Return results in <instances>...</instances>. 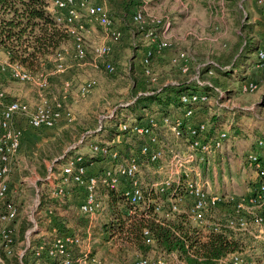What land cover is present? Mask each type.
<instances>
[{"label": "built area", "instance_id": "obj_1", "mask_svg": "<svg viewBox=\"0 0 264 264\" xmlns=\"http://www.w3.org/2000/svg\"><path fill=\"white\" fill-rule=\"evenodd\" d=\"M255 1L264 14V0ZM48 11L73 39L75 55L79 60H86L89 56L84 36L86 24L81 21L83 15L101 26L111 40H118L121 36L115 30L110 11L104 3L92 4L89 0H51ZM146 16L142 12H136L133 22L139 26L144 35L146 34V37H151L153 45L146 47L143 55V74L149 78L151 83H156L157 77L153 74L150 62L153 55L169 49L170 44L164 34L170 23L168 20L161 23L154 18L150 19L148 25L162 27L161 36L157 37L153 31L145 29ZM91 52L97 59L110 57L113 53V46L109 43L95 45ZM0 53L4 55V58L0 59L1 75L4 77L9 75L11 79L22 84L34 83L42 91L40 101L32 107L25 101L9 100L6 90L0 87V243L3 251L8 256H13L16 252L17 230L22 210L10 197L9 180L12 163L22 145L24 130L21 123L34 129H53L61 123L71 124L75 117L66 100L69 91L73 88V83L69 80L64 82L63 99L49 98L45 94L51 86L53 76L66 71V58L62 50L55 57L53 72L42 70L38 73L29 71L19 63L10 62L9 53L1 45ZM171 64L178 67L181 74L190 75V80L198 85L210 86L209 79L213 76V71L209 70L206 78L201 79L200 71L204 65L192 67L187 54H179L171 60ZM256 66L264 71V47H260L256 53ZM104 67L109 74L116 72V66L111 62L104 63ZM97 84L96 79L85 81L78 88L79 97L89 96ZM257 89L258 84L254 81L247 80L239 85L240 94L255 93ZM197 102L211 105L210 99L201 94L191 93L181 97V103L185 105ZM220 106L224 107L225 104L222 103ZM183 109V115L174 119L155 115L144 121L124 123L120 127L125 135H131L139 140L140 156L123 158L120 149L111 147L116 142H110L104 146L91 145L93 153L103 156L110 163L102 172L92 174L83 155L70 156L62 168L61 183L56 185L54 195H65L70 187L83 189L84 198L80 211L87 216H94L106 210V206L99 198V191L102 187L121 190L126 201L133 207L141 205L147 207L153 203L147 194L165 195L169 191L170 198L166 203L169 212L166 216L169 213H180L185 204L188 217L204 229L218 231L221 227H225L232 231H247L250 229L249 226H253L259 233H264V161L255 152L247 154V161L256 175L255 187L248 195H219L209 192L207 183L203 180L202 165L207 162L209 156L215 157L223 151L228 140V131L224 128L211 136L206 121L196 119L198 112L195 109ZM159 135L164 139H160ZM171 141L176 144L168 149ZM263 145V140H259L257 147L261 148ZM143 161L151 167L152 165L156 167L154 173L161 175L159 180L143 183ZM143 185L146 186L145 190H143ZM164 205L165 202L154 204L155 211H162ZM212 209L226 212L228 218L224 222L208 221L206 214ZM36 228L37 225L29 230L28 235L31 236ZM143 236L146 243L151 242V236L147 230L144 231ZM27 243V248L20 255V259H23L31 247L29 236ZM83 245L84 240L80 235L64 233L56 236L49 247L43 244L38 246L35 256L46 254L55 264H119L116 261L104 260L90 250L82 248ZM77 248L79 252L75 254ZM217 263L255 264L238 252L219 259ZM0 264H5L1 253ZM135 264L186 263L177 257L171 259L169 255L159 254L153 258L140 257Z\"/></svg>", "mask_w": 264, "mask_h": 264}, {"label": "rangeland", "instance_id": "obj_2", "mask_svg": "<svg viewBox=\"0 0 264 264\" xmlns=\"http://www.w3.org/2000/svg\"><path fill=\"white\" fill-rule=\"evenodd\" d=\"M89 2L92 4H103L106 2L108 4L115 30L121 36L118 40H111L101 26L91 22L82 14L81 21L86 24L84 36L86 47L88 48V58L79 60L76 57L73 41L65 43L61 49L66 58V71L63 74L53 76L51 86L45 94L49 98L57 97L58 99H63V85L65 80L70 78L73 88L67 96V105L73 111L75 119L71 124L64 123V127H57L56 132H52L53 134L47 136L48 138L36 140L35 143H32L29 156L26 153L21 156L15 176H10L9 181L13 190L12 195L14 196L12 200L21 207L22 212L19 224L20 227H26L25 231L34 229L36 225L40 227L43 216L39 214L40 200H44L47 197L43 195L49 193L50 183H53L54 186L58 183L57 179L62 169V164L55 163L56 159L53 161L46 159L44 162L38 160L37 156L41 148L48 149L46 147L48 143L54 141L56 136L64 129H69L73 131V144L70 148L78 147L71 156L82 154L88 157L89 154H92L90 141L84 144L81 143L84 138L90 140L94 138V141L98 143L108 144L110 143L109 137L111 135H114L113 137L117 141L124 140V143H127L122 144L126 148L122 154L123 158L135 155L140 156L138 150L139 140L137 138L128 135L117 137L120 135L119 122L125 117H127L126 119L129 118L128 120L131 122L139 115L127 110V106L132 103L135 97V83H138V86H141L142 83L147 88L160 89L165 84L183 80L184 77L176 68L171 66V60L181 53L189 56L192 67L214 65L215 61L227 55L236 43L242 44L244 42L245 35H240V25L247 17H249V23H252L254 17L258 18L261 14L264 15L254 0L253 2L251 0H241L237 7H231V3L227 0H89ZM136 12H142L147 15L146 24H150V19L152 18L161 23L165 20L170 23L164 34L170 44L169 49L153 56L150 62L151 69L158 78V84L156 85H148L143 79V55L146 47H150L153 44H151V37H146V34L144 35L140 32L139 26L133 22V16ZM148 24L145 29L153 31L157 37H160L162 27H151ZM258 31L260 30L258 29ZM252 37L257 41L262 38L257 31L253 32ZM104 43H109L113 46L112 55L105 58H94L91 49L95 45ZM3 58V53H0V59L2 60ZM253 59H255V55ZM106 62H111L116 66L114 74H109L106 71L104 67ZM54 65L55 59L51 58L49 65H43L42 70H51L53 72ZM239 66L238 62L235 69H238ZM254 67L255 64L250 67V70ZM0 77L2 78L0 87L6 90L9 100L18 99L25 101L32 107L40 101L42 91L36 84L18 83L11 79L9 75L4 77L0 74ZM89 79H96L98 83L96 88L86 98L79 97V86ZM215 80L218 81L221 89L236 91L233 95V102L224 103V107L250 109L253 106L251 109L256 113V103L264 94V76L259 79L260 83L257 91L251 94H240L238 90L239 82H233L224 76H218L216 72L210 81L213 82ZM216 96L214 94L210 95V102L213 107L216 106ZM120 109L124 111L119 116V122L113 127H108L111 117ZM147 112L151 111L148 110ZM100 127H104L105 131L99 132L101 130ZM261 127H264V111L258 116V119L250 120L247 117L244 118L243 125L236 127L237 129H230L228 125H225L228 134H231V140L233 139L232 141L235 143L233 156L226 157V160L231 159L232 161L231 170L235 178H241L238 167H241L240 163L243 161L241 159H244L245 150L249 149L252 144L257 146L259 140H264V132L263 134L260 133L264 129H261ZM105 128H109V130L107 131ZM240 135H244V138H239ZM175 144L176 142L171 141V146L168 149L175 146ZM46 153L49 154L48 150ZM144 164L149 165L146 161ZM42 165L47 169L44 174H42ZM149 168L156 169L155 166L151 167L150 165ZM243 168L246 169V165ZM154 169L152 172H154ZM154 176L155 178H152V176L145 174L144 177L147 179V183L161 178L160 174H155ZM217 188L219 193L224 190L220 185ZM107 189L102 187L99 191L100 200L105 206L108 203ZM147 197L152 198L153 196L147 194ZM143 209L144 206L141 205L132 207L131 211L135 212ZM181 210L185 211V204ZM107 213L109 215L108 211ZM207 219L210 220L208 217ZM199 228L203 229L202 227ZM249 228L247 231H232L233 238L239 241V253L248 261H253L255 264H264V233H259L253 226H249ZM115 237L116 240L120 239L117 236ZM23 246L24 243L21 249H24ZM117 251L118 248L115 245L109 244L103 248L101 247L99 252L94 254L102 258L116 260L119 264H124L118 260ZM139 257L140 254L130 251V264H135Z\"/></svg>", "mask_w": 264, "mask_h": 264}, {"label": "trees", "instance_id": "obj_3", "mask_svg": "<svg viewBox=\"0 0 264 264\" xmlns=\"http://www.w3.org/2000/svg\"><path fill=\"white\" fill-rule=\"evenodd\" d=\"M227 1L231 3V7H237L241 0ZM50 4L51 0H0V45L9 53L10 62L19 63L33 73L42 71L43 65L48 66L51 58L55 59L57 53L61 51L65 43L73 41L48 11ZM253 27L254 25L249 23V17H247L240 25V35H245L244 42L242 44L236 43L229 53L224 55L223 59L220 58L218 61H215L214 65L204 66L200 71V78H206L207 72L212 70L218 76H224L233 82H239V84L247 81V72L250 70V67L254 64L256 65L253 56L255 55L256 57V53L260 48L259 42L252 37ZM238 62L240 66L238 69H235ZM171 66L179 72L178 67L172 64ZM181 75L184 77L183 80L165 84L160 89L147 88L142 83L141 86H138L139 84L135 83V97L132 103L127 106V110L139 115L131 120V122L144 121L155 115L174 119L177 116L183 115V108H192L198 112L196 119L205 120L209 128L208 132L213 136L221 129H224L225 125H228V127H239L243 125L244 118L247 117L250 120L258 119V116L264 111V94H262L260 100L256 103L257 114L251 111V109L221 107L220 105L230 100L236 91L223 90L220 88L218 81L215 80L213 81L214 83L210 81L214 74L209 79L210 86H200L195 81L190 80V75ZM143 79H145L148 85L158 84V78L156 83H151L149 78L143 74ZM191 93L204 95L208 99H210L211 94L217 95L218 103L214 107L204 102L182 104L181 97ZM120 110L116 111L115 115L111 117L108 127H113V125L119 122V116L124 111L123 109ZM148 110L151 112H147ZM126 118L119 122V129L124 123L129 122V118ZM105 129L109 130V128ZM103 130L104 127L99 132ZM72 132V130L64 129L56 136L54 141L46 145L48 149L45 150L43 147L39 150L37 159L41 162H44L46 159L50 161L56 159L55 163L64 166L67 158L73 154L74 150L78 149L77 146L70 148L73 144ZM107 134L110 135L109 132ZM119 134L117 137H122L121 135L125 136L121 130ZM113 136L109 137V142L116 143L111 145V147L120 149L121 154H123L126 148L122 144L127 143H124V140L117 141ZM229 138L230 135L228 136ZM87 141H90V146L94 144L107 145L94 141V138L91 140L84 138L82 144ZM262 148H264V145L258 149ZM47 150L49 154L46 153ZM83 156L85 157L87 166H90L92 162L105 160L103 156L93 152L88 157ZM41 168L42 174H44L47 169L44 165ZM57 180L58 186L61 183V178L59 177ZM145 187L143 185V190H145ZM70 188L67 194L62 196H55L54 189L50 188L49 193L43 195L47 197L44 200L41 199L39 204V213L41 211L44 212L46 209L52 210L56 214L58 222L62 223L61 226H57L59 235L67 233L69 225L76 227L86 225L87 215L81 211L74 210L72 208L73 203L68 199ZM106 194L108 196L107 208L109 215L101 231L98 246L103 248L109 244L115 245L118 248V260L124 264H130V251L138 255L140 254V257L145 258H153L159 254L175 255L177 259L186 264H217L219 259L233 253H239V241L233 238L232 230L221 227L218 231H213L207 228L205 229L206 234H203L202 229L199 228L201 226L194 223L185 211L181 210L180 213H169L166 216V213L169 212V207L166 204L170 198L169 191L165 195L152 193L153 197L149 199H152L153 203L144 207L143 210L135 212L131 211L133 206L126 201L121 190L108 188ZM163 202H165L163 210L156 212L154 204ZM227 218L228 214L218 209H212L206 214V219L210 222H224ZM25 228L20 227V241L24 240V235L27 232ZM145 230L151 236L150 243H146L143 236ZM115 236L120 239L116 240ZM34 246L35 244L32 241L31 247L22 259L24 264L29 263L28 257L31 253L35 254ZM0 253L8 264H20L16 253L13 256H8L3 251L1 243ZM46 256V254H43L37 258L47 260ZM47 262L49 263V260Z\"/></svg>", "mask_w": 264, "mask_h": 264}, {"label": "crops", "instance_id": "obj_4", "mask_svg": "<svg viewBox=\"0 0 264 264\" xmlns=\"http://www.w3.org/2000/svg\"><path fill=\"white\" fill-rule=\"evenodd\" d=\"M251 1L253 2V0H251ZM104 4L108 7V4L106 2ZM252 24L254 25L253 32L257 31L260 33V36H262L261 40L259 39V41H258L259 46L264 47V15L261 14L258 18L254 17L252 19ZM258 29L260 31H258ZM255 61H256V57H255ZM261 76H264V71L257 68V66L255 65L254 68H252L251 70L248 71L246 80L254 81L259 85V83H260L259 79ZM1 79L2 78L0 77V80ZM67 80L71 81L70 78H68ZM233 97L230 100H228L226 103H232ZM235 108H243V107H235ZM251 108H253V106H251L250 109ZM251 111L254 112L253 109H251ZM21 126L24 130V134H23V138H22V145H21L20 152L15 157V159L12 163L11 177L15 176L16 169L19 167V164H20L21 156L25 153L27 156H29V153L31 152L32 143H35L36 140L39 141V140H42L43 138H48L47 136H50L51 134H53L52 132H56L57 127H64V123H61L58 126H56V129L55 128H53V129H48V128L34 129L31 126H28L27 124H23V123H21ZM229 128L230 129H237L236 127H229ZM261 129H264V127H261ZM263 132L264 131H262V130L260 131V133H262V134H263ZM159 136H160L159 138L162 139L161 135H159ZM242 137L244 138V135H240L239 138H242ZM232 140H231V134H230V138L225 143L223 151H221L220 154L216 155L215 157L209 156L207 158V162L202 165L203 180L207 183V190H209V192H211L213 194H219V195L235 194L237 196L238 195L239 196H246L250 192H252V190L254 189V185L256 183V175H255L253 167L247 161V154H249L251 152H255L259 155L261 160L264 161V149L263 148L258 149L256 147V145L252 144L249 147V149L247 148L245 150L244 159H241L244 162L242 161L240 163L241 167L240 168L238 167V172H239V175L241 176V178L238 179V178H235L232 174V170H231V168H232L231 162L232 161H231V159L226 160L227 156H231V155L233 156V153H234L235 143ZM161 141H163V140H161ZM121 150L123 151V149H121ZM258 150H259V152H258ZM243 163H245V164H243ZM109 164L110 163L106 160H103L101 162H92L89 166V169H90L91 173L94 174V173H98L100 171L102 172L104 169H106L109 166ZM244 165H246V169L243 168ZM152 166H154V165H152ZM143 168H144L143 169V176H142L143 183L147 182V179L144 177L145 174L150 176V177L152 176V178H155V176H154L155 173L152 172V170L154 168L151 169V168H149V165H145L144 163H143ZM151 174H154V175H151ZM59 177H60V174H59ZM151 181H153V180H151ZM56 185L54 186L53 183H50L52 190L55 189ZM208 185H209V188H208ZM218 185H220L221 187L224 188L223 192H221V193L217 192ZM12 192H13V190H12V186H11V196L10 197L13 199L14 196L12 195ZM68 197H69L68 198L69 201L71 203H73L72 208L79 212L80 206H81V204L83 202V198H84V190L81 188H77V187H71L70 192L68 193ZM107 211H108V208L106 206V210L102 214L94 215V216H87L85 226L76 227L73 225L72 226L67 225L68 226L67 227L68 228L67 233L68 234H78V235L80 234L84 240V245L82 248L88 249L92 253L99 252L100 248L98 246V243H99L100 238H101L102 227L107 222V217H108ZM263 212H264V209H263ZM39 214L41 216L43 215L40 227L37 226L36 230L33 231L31 236L28 235V233H29V230H28L24 235L23 241H20V239H19L20 238V235H19L20 224L18 225L17 245H16V252L15 253L17 255L16 257H18V259H19L20 264H24L22 262V259H20V255L27 248L28 236L30 238V241L34 242L35 246L33 247V249L36 250V248L42 244L45 245L46 247H49L52 244L54 238L59 235L58 231H57V226H61L62 223L58 222V220L56 218V214L52 210H47V209L44 212L41 211ZM65 227H66V225H65ZM202 231H203V234H206V230L204 228L202 229ZM23 243H24V246H23L24 249H21ZM75 252H76L75 254H78V252H79L78 248L75 249ZM175 257H176L175 255H169V258H171V259H174ZM45 258L47 260H49V263L47 262V260L38 259L35 256V254L31 253V255L28 257V260H29L28 264H55V262L52 259H49L47 256ZM103 259L107 260V261H116V260H112L110 258H105V257H103ZM4 261H5V264H8L6 262V260H4Z\"/></svg>", "mask_w": 264, "mask_h": 264}]
</instances>
